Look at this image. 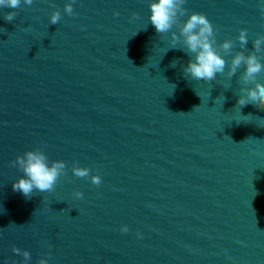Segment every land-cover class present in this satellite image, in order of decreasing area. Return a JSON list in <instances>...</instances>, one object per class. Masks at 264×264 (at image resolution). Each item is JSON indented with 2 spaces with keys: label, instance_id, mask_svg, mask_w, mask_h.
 <instances>
[{
  "label": "water",
  "instance_id": "obj_1",
  "mask_svg": "<svg viewBox=\"0 0 264 264\" xmlns=\"http://www.w3.org/2000/svg\"><path fill=\"white\" fill-rule=\"evenodd\" d=\"M69 2L0 8V264H24L14 246L28 264H264V109L238 105L243 67L228 76L264 35V0H186L182 21L204 13L217 46L235 41L213 81L184 72L179 28L157 33L152 0ZM36 148L66 172L28 199L12 162Z\"/></svg>",
  "mask_w": 264,
  "mask_h": 264
},
{
  "label": "clouds",
  "instance_id": "obj_2",
  "mask_svg": "<svg viewBox=\"0 0 264 264\" xmlns=\"http://www.w3.org/2000/svg\"><path fill=\"white\" fill-rule=\"evenodd\" d=\"M22 0H0V8L16 9L21 6ZM25 5H32L33 0H23ZM75 0L65 5L64 11L68 15H75L73 4ZM186 0H152L150 4L151 15L150 23L155 27L157 33L167 34L173 29V26L179 28V34L171 31V48H177L178 42L183 43L181 49L185 51L190 59L184 65V72L189 74L193 79L203 81H213L218 74L225 72L226 60L217 48H221L224 53H230L235 41L225 39L222 44H216V29L208 17L201 12H191L188 18L181 20L187 13L184 7ZM119 16V12H115ZM137 17L138 13H133ZM16 17L15 11H9L5 14L6 21H13ZM61 19V11L57 8L52 12L50 25L57 24ZM238 40L243 49L248 43V30L241 29ZM264 35H258L253 42L254 51L245 54V51H238L231 60L228 68V76H234L238 69L244 68L240 76V83L243 85L240 89L241 95L238 96V105L245 106L253 104L254 106L264 109V62L261 56H264ZM260 54V55H258ZM177 61L172 62V67L176 66ZM225 97H223L224 101ZM18 166L23 175L13 182V190L22 193L25 198L30 199L34 190L39 192L52 191L60 177L66 172V162L64 160H55L49 163V158L41 148L28 150L22 155H18L12 162ZM73 174L80 178H91L94 185L99 186L102 183L101 176L97 173L91 174L90 168L79 166L74 162L72 166ZM77 198H83L84 193L80 190L75 192ZM129 230L128 225L121 227L122 232ZM137 235H141L139 232ZM13 251L22 254L24 264H28L31 254L27 249H21L14 246ZM13 264H17L13 261ZM38 264H48V260L41 258Z\"/></svg>",
  "mask_w": 264,
  "mask_h": 264
}]
</instances>
